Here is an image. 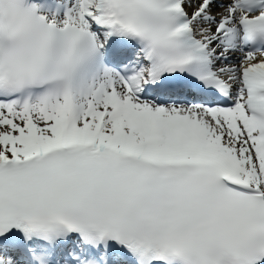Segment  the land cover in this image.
I'll return each mask as SVG.
<instances>
[{"label": "snow or ice", "instance_id": "6c2138e0", "mask_svg": "<svg viewBox=\"0 0 264 264\" xmlns=\"http://www.w3.org/2000/svg\"><path fill=\"white\" fill-rule=\"evenodd\" d=\"M0 264H264V0H0Z\"/></svg>", "mask_w": 264, "mask_h": 264}]
</instances>
